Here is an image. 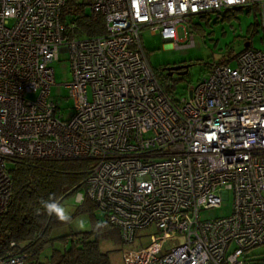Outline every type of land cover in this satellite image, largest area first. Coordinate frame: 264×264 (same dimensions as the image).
I'll list each match as a JSON object with an SVG mask.
<instances>
[{"label": "built area", "instance_id": "obj_1", "mask_svg": "<svg viewBox=\"0 0 264 264\" xmlns=\"http://www.w3.org/2000/svg\"><path fill=\"white\" fill-rule=\"evenodd\" d=\"M66 2L0 0V224L11 163L84 159L95 162L85 194L124 243L156 230L147 246L123 249L125 264H246L264 246V49L208 65L178 99L151 66L141 31L177 43L196 16L249 8L264 32V0H93L106 33L83 37L63 20ZM62 53L73 76L70 120L51 96ZM230 194L229 216L201 219ZM27 260L21 250L0 253V264Z\"/></svg>", "mask_w": 264, "mask_h": 264}, {"label": "rangeland", "instance_id": "obj_2", "mask_svg": "<svg viewBox=\"0 0 264 264\" xmlns=\"http://www.w3.org/2000/svg\"><path fill=\"white\" fill-rule=\"evenodd\" d=\"M93 2V0H91ZM87 14H92L90 4L86 7ZM188 34L183 28L179 29V42H166L159 31L144 28L141 38L147 52L149 62L159 74L163 85L178 99L189 98V90L207 74L208 65L222 61L235 65L236 56L243 51L245 43L250 42V47L264 49L263 29L257 22L254 11L249 8L239 9L232 13L219 15L196 16L190 25H187ZM179 63L192 64L185 75L174 74L168 76L164 68ZM55 85L51 88L52 98L60 103L58 115L70 120L74 115V99L70 96L68 84L73 76L71 63L67 53H62L60 59L53 64ZM90 161V166L94 165ZM85 190L67 195L60 203V210L66 216L75 214L71 222L65 227L53 231L52 236H60L70 232L78 233L94 229L98 225L106 224L100 231V247L107 252L111 264H125L123 249H140L151 242V234L155 233L154 227L140 229L134 242L124 243L121 239L119 228L107 222L106 214L98 208L82 207ZM233 196L223 200L219 207L202 210L201 219L213 220L229 216L233 209ZM56 247H59L57 244ZM47 249L41 255V261L46 262ZM51 251V250H50ZM25 264H35L29 259ZM246 264H264V246H259L247 253Z\"/></svg>", "mask_w": 264, "mask_h": 264}, {"label": "trees", "instance_id": "obj_3", "mask_svg": "<svg viewBox=\"0 0 264 264\" xmlns=\"http://www.w3.org/2000/svg\"><path fill=\"white\" fill-rule=\"evenodd\" d=\"M89 4L91 0L66 2L63 20L75 22L72 34L76 36L106 33L104 17L87 14ZM89 168L90 160L84 159H25L11 163L12 198L0 224V253L21 250L35 264H111L109 254L100 247V231L106 224L90 231L52 236L54 230L65 227L74 218L75 214L64 215L59 206L65 196L84 189ZM82 207L97 208L87 194ZM47 249L51 250H48L50 254L46 256V262H42L41 255Z\"/></svg>", "mask_w": 264, "mask_h": 264}, {"label": "water", "instance_id": "obj_4", "mask_svg": "<svg viewBox=\"0 0 264 264\" xmlns=\"http://www.w3.org/2000/svg\"><path fill=\"white\" fill-rule=\"evenodd\" d=\"M250 47V42L245 43V48ZM192 64H180V65H173L164 68L168 72V76H172L174 71H177V74L179 75H185L188 73L189 68Z\"/></svg>", "mask_w": 264, "mask_h": 264}, {"label": "flooded vegetation", "instance_id": "obj_5", "mask_svg": "<svg viewBox=\"0 0 264 264\" xmlns=\"http://www.w3.org/2000/svg\"><path fill=\"white\" fill-rule=\"evenodd\" d=\"M180 64H188V63H179V64H175V65H180ZM174 74H177V71H174V72H173V75H174Z\"/></svg>", "mask_w": 264, "mask_h": 264}, {"label": "crops", "instance_id": "obj_6", "mask_svg": "<svg viewBox=\"0 0 264 264\" xmlns=\"http://www.w3.org/2000/svg\"><path fill=\"white\" fill-rule=\"evenodd\" d=\"M47 247H49V245H47ZM50 254V252L48 251V254L47 255H49Z\"/></svg>", "mask_w": 264, "mask_h": 264}]
</instances>
